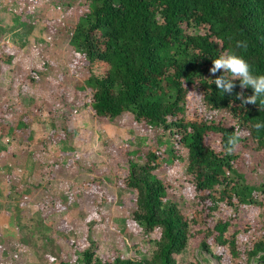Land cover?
<instances>
[{
	"label": "trees",
	"instance_id": "trees-1",
	"mask_svg": "<svg viewBox=\"0 0 264 264\" xmlns=\"http://www.w3.org/2000/svg\"><path fill=\"white\" fill-rule=\"evenodd\" d=\"M80 2L85 4L79 5L73 23H45L49 43L29 46L28 55L0 50V73L9 67L10 76L0 82V140L9 139L0 147V182L20 196L19 203L32 199L44 220L50 219L58 206L57 186L44 187L36 180L23 187L15 172L23 171L30 159L33 169L39 167L50 178L55 172L70 173L73 166L49 151L72 140L69 124L78 104L103 125L131 114L138 125L158 133L174 165L181 153L187 162L180 198L171 200L169 181L158 176L156 154L136 162L125 146L106 144L115 184L133 194L130 217L142 228V240L151 251L138 257L118 252L104 257L92 241L80 257L67 253L48 264H184V252L188 264H201L196 250L219 264H264V129L253 126L264 121V108L241 106L237 94L250 97L252 90L241 88L238 80L232 93L222 97L206 81L221 75L210 74L212 59L230 49L264 74V0ZM57 41L69 50L70 72L46 64L48 44ZM237 41L247 47L236 48ZM41 108L48 110L52 129L29 151V115ZM230 137L236 143L226 152ZM100 192L87 198L94 207L99 199L107 200ZM253 210L258 211L255 219L240 218ZM214 250L219 253L214 255Z\"/></svg>",
	"mask_w": 264,
	"mask_h": 264
},
{
	"label": "rangeland",
	"instance_id": "rangeland-1",
	"mask_svg": "<svg viewBox=\"0 0 264 264\" xmlns=\"http://www.w3.org/2000/svg\"><path fill=\"white\" fill-rule=\"evenodd\" d=\"M83 4L80 0H31L29 3L27 0H0V50L11 55L15 51H24L28 55L29 46L38 47L44 40L49 43L45 23H73L74 14ZM47 50L44 59L49 67L71 71L67 65L69 50L63 41L48 44ZM36 63L39 64V61L36 60ZM1 69L6 71L0 73V82L10 78L7 74L9 67ZM49 118L45 108L29 115L31 138L26 142L29 151H34L38 140L50 134L52 126ZM69 128H72V140L53 145L49 151L64 165L73 166L67 176H59L55 172L50 178L39 167L33 169L30 159L23 171L15 172L23 187L32 186L36 180L41 181L44 187L57 186L58 206L50 219L44 220L32 199L19 203L20 196L10 192L5 181L0 182V264H48L54 257L67 253H73L78 258L92 241L98 246V255L104 257L115 252L125 257L150 253L146 240H142V228L130 217L134 207L133 194L115 184L106 144L115 148L125 146L136 162L149 153L156 154L161 163L158 176L171 185L169 198H180L186 154L179 153L180 158L174 165L169 147L158 140V133L149 126L138 125L131 114L103 125L92 119L89 108L78 104L72 113ZM8 140L1 139L0 147L8 145ZM256 175L252 174L253 177ZM95 191H101L103 194L100 192L99 197L107 199L106 202L99 199L96 207L87 199L90 192L94 194ZM29 192L30 189L28 195L32 194ZM90 197L93 198L92 195ZM98 207L99 212L96 210ZM257 214V210L249 215L244 212L240 218L251 221ZM250 232L253 233V229ZM194 253L201 264H219L210 254L197 250ZM213 253L217 255L219 252L214 250ZM181 256L182 263L188 264V254L184 252ZM236 263L242 264L238 260ZM251 264H256L255 260Z\"/></svg>",
	"mask_w": 264,
	"mask_h": 264
},
{
	"label": "clouds",
	"instance_id": "clouds-1",
	"mask_svg": "<svg viewBox=\"0 0 264 264\" xmlns=\"http://www.w3.org/2000/svg\"><path fill=\"white\" fill-rule=\"evenodd\" d=\"M235 47L243 49L247 47V44L237 41ZM218 71L221 72V75L206 81L216 86V92L221 97L226 93L231 94L235 87L233 81L238 80L241 88H250L252 90L250 97H243L241 94H237L236 98L241 100V106L243 104H256L264 108V74L255 72L241 54L230 49L212 59V67L209 72L215 75ZM195 96L198 99H203V96ZM253 126L256 130L264 129V121H257ZM235 143V138L230 137L225 144V151L231 152Z\"/></svg>",
	"mask_w": 264,
	"mask_h": 264
}]
</instances>
